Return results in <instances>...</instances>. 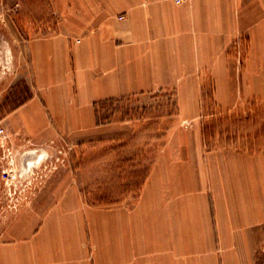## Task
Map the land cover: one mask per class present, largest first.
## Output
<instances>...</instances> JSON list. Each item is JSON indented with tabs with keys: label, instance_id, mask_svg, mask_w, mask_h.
I'll use <instances>...</instances> for the list:
<instances>
[{
	"label": "rangeland",
	"instance_id": "1",
	"mask_svg": "<svg viewBox=\"0 0 264 264\" xmlns=\"http://www.w3.org/2000/svg\"><path fill=\"white\" fill-rule=\"evenodd\" d=\"M49 1L0 0V247L42 228L59 249L79 241L94 255L104 210L139 202L150 178L160 208L149 230L169 218L159 211L175 181L188 239H218L264 213V0H235L245 8L220 35L219 71L202 65L99 104L91 133L74 136L52 132L50 109L61 104L45 100L30 69L29 38L56 28Z\"/></svg>",
	"mask_w": 264,
	"mask_h": 264
},
{
	"label": "crops",
	"instance_id": "2",
	"mask_svg": "<svg viewBox=\"0 0 264 264\" xmlns=\"http://www.w3.org/2000/svg\"><path fill=\"white\" fill-rule=\"evenodd\" d=\"M49 2L56 28L31 36L28 55L45 100L57 97L61 104L50 109L57 125L52 132L67 136L90 134L99 104L170 86L177 73L200 71L202 65L219 71L220 35L239 19L235 0ZM150 180L139 202L104 210L96 254L79 241L69 251L59 249L40 228L35 240L1 244L0 264H264L261 208L249 212L243 224L221 229L218 239H188L175 181L164 197L167 207L159 211L169 218L149 230L148 217L160 208L150 199ZM72 212L79 222L82 213Z\"/></svg>",
	"mask_w": 264,
	"mask_h": 264
},
{
	"label": "built area",
	"instance_id": "3",
	"mask_svg": "<svg viewBox=\"0 0 264 264\" xmlns=\"http://www.w3.org/2000/svg\"><path fill=\"white\" fill-rule=\"evenodd\" d=\"M171 1H173L176 4H180V3H183V2L188 1V0H171Z\"/></svg>",
	"mask_w": 264,
	"mask_h": 264
}]
</instances>
